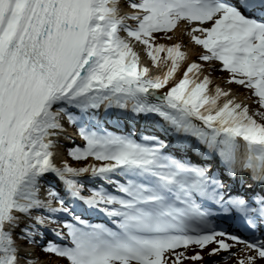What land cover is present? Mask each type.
<instances>
[{
  "label": "snow or ice",
  "instance_id": "snow-or-ice-1",
  "mask_svg": "<svg viewBox=\"0 0 264 264\" xmlns=\"http://www.w3.org/2000/svg\"><path fill=\"white\" fill-rule=\"evenodd\" d=\"M233 257L264 264V0H0V264Z\"/></svg>",
  "mask_w": 264,
  "mask_h": 264
},
{
  "label": "bare ground",
  "instance_id": "bare-ground-1",
  "mask_svg": "<svg viewBox=\"0 0 264 264\" xmlns=\"http://www.w3.org/2000/svg\"><path fill=\"white\" fill-rule=\"evenodd\" d=\"M216 82H219V81H216ZM236 260H237V258L233 257L232 259H230L226 262H223V264H236Z\"/></svg>",
  "mask_w": 264,
  "mask_h": 264
},
{
  "label": "rangeland",
  "instance_id": "rangeland-1",
  "mask_svg": "<svg viewBox=\"0 0 264 264\" xmlns=\"http://www.w3.org/2000/svg\"><path fill=\"white\" fill-rule=\"evenodd\" d=\"M219 75H221V74H220V73H214V74H213L214 78H215V77H218ZM222 86L227 87V85H222ZM240 91H241V93H243V90H242V89H241ZM239 98H240V99H243V95H241ZM37 252H38V251H37ZM39 254H41V253H39Z\"/></svg>",
  "mask_w": 264,
  "mask_h": 264
}]
</instances>
